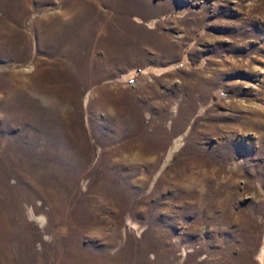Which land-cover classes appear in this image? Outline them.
Segmentation results:
<instances>
[{"label": "rangeland", "instance_id": "obj_1", "mask_svg": "<svg viewBox=\"0 0 264 264\" xmlns=\"http://www.w3.org/2000/svg\"><path fill=\"white\" fill-rule=\"evenodd\" d=\"M0 179V264H264V0H0Z\"/></svg>", "mask_w": 264, "mask_h": 264}, {"label": "bare ground", "instance_id": "obj_2", "mask_svg": "<svg viewBox=\"0 0 264 264\" xmlns=\"http://www.w3.org/2000/svg\"><path fill=\"white\" fill-rule=\"evenodd\" d=\"M1 180V179H0ZM3 186H4V181L3 180H1V182H0V199L1 198H3V196H1L2 195V192H4V189H2L3 188ZM2 189V190H1ZM10 193V192H9Z\"/></svg>", "mask_w": 264, "mask_h": 264}, {"label": "built area", "instance_id": "obj_3", "mask_svg": "<svg viewBox=\"0 0 264 264\" xmlns=\"http://www.w3.org/2000/svg\"><path fill=\"white\" fill-rule=\"evenodd\" d=\"M133 78H130V80H132Z\"/></svg>", "mask_w": 264, "mask_h": 264}]
</instances>
